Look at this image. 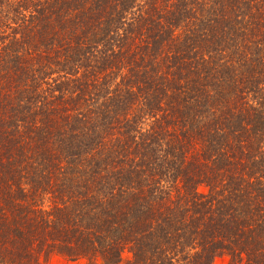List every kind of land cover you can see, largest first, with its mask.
Here are the masks:
<instances>
[{"label":"trees","instance_id":"16d2710c","mask_svg":"<svg viewBox=\"0 0 264 264\" xmlns=\"http://www.w3.org/2000/svg\"><path fill=\"white\" fill-rule=\"evenodd\" d=\"M125 252L264 264V0H0V264Z\"/></svg>","mask_w":264,"mask_h":264},{"label":"rangeland","instance_id":"374dc122","mask_svg":"<svg viewBox=\"0 0 264 264\" xmlns=\"http://www.w3.org/2000/svg\"><path fill=\"white\" fill-rule=\"evenodd\" d=\"M200 191H204V189L200 188ZM129 258L130 255L125 252L121 257L120 264H125L126 261L129 260ZM40 261L42 264H87L86 260L84 259L72 261L63 255L56 253H51L48 255L42 254L40 256ZM227 263H228V258L226 256H218L212 262V264H227Z\"/></svg>","mask_w":264,"mask_h":264}]
</instances>
